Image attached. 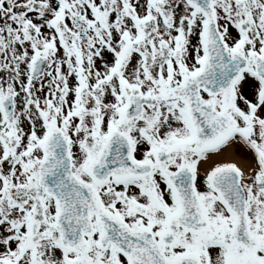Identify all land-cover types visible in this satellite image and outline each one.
<instances>
[{
  "label": "snow or ice",
  "instance_id": "obj_1",
  "mask_svg": "<svg viewBox=\"0 0 264 264\" xmlns=\"http://www.w3.org/2000/svg\"><path fill=\"white\" fill-rule=\"evenodd\" d=\"M0 264H264V0H0Z\"/></svg>",
  "mask_w": 264,
  "mask_h": 264
}]
</instances>
